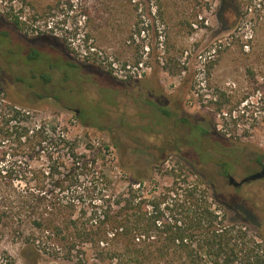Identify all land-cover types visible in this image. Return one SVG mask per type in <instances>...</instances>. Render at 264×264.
Returning <instances> with one entry per match:
<instances>
[{
	"label": "rangeland",
	"instance_id": "374dc122",
	"mask_svg": "<svg viewBox=\"0 0 264 264\" xmlns=\"http://www.w3.org/2000/svg\"><path fill=\"white\" fill-rule=\"evenodd\" d=\"M10 5L51 16L53 30L40 23L36 32L16 29ZM75 26L87 32L94 52L65 39ZM28 48L43 57L26 59ZM61 58L78 68L56 67ZM113 61L116 77L130 75L135 62L150 72L130 82L113 80L105 74ZM41 74L50 81L43 83ZM223 93L245 100L230 118L216 111L214 100ZM0 98L27 107L29 126L47 122L66 130L78 152L88 154L91 146L118 192L146 177L139 189L148 196L170 187L172 170L189 171L212 208L217 198L228 204L220 211L225 224L262 236L264 244V179L234 187L223 174L239 182L258 169L257 158L264 162V0H0ZM183 114L208 133L179 124ZM103 145L110 150L105 158L98 151ZM15 183L24 188L23 180ZM0 249L16 264H75L36 257L16 237L6 236Z\"/></svg>",
	"mask_w": 264,
	"mask_h": 264
},
{
	"label": "trees",
	"instance_id": "16d2710c",
	"mask_svg": "<svg viewBox=\"0 0 264 264\" xmlns=\"http://www.w3.org/2000/svg\"><path fill=\"white\" fill-rule=\"evenodd\" d=\"M9 7L7 14L16 29L20 26L36 32L39 23L48 30L53 28L48 21L51 16L43 19L42 14H25L21 8L14 11L13 5ZM83 14L89 15L88 11ZM78 30L65 39H77L94 52L87 32ZM42 57L36 48H28L25 58ZM86 59L95 61L94 57ZM113 63L105 66L108 77L135 80L132 75L116 77ZM55 66L78 68L68 58H61ZM127 66L124 63L123 69ZM49 77L41 74L38 78L48 83ZM14 80L23 82L20 77ZM232 97L223 93L214 100L222 117L230 118L245 101ZM23 107L0 98V242L6 236L16 237L22 250L36 257L47 255L75 264H264L262 236L250 237L243 227L225 224V214L220 211L228 204L217 198L218 205L212 208L205 190L190 180L193 174L189 171L174 174L172 170L170 187L148 196L139 189L146 177L118 192L96 156L91 155V146L87 145L89 153L83 154L66 136V130L47 122L29 126L30 111ZM161 111L166 117L174 116L169 110ZM176 121L195 133H208L187 114ZM98 151L104 158L110 155L108 145ZM256 161L261 164L262 159ZM20 180L24 181L23 189L15 185ZM0 264L16 261L0 249Z\"/></svg>",
	"mask_w": 264,
	"mask_h": 264
},
{
	"label": "water",
	"instance_id": "95a60500",
	"mask_svg": "<svg viewBox=\"0 0 264 264\" xmlns=\"http://www.w3.org/2000/svg\"><path fill=\"white\" fill-rule=\"evenodd\" d=\"M75 113H77V112H75ZM263 176H264V167L260 171L253 173L250 176L242 179L240 182H236L233 177L228 176L227 183L231 186L237 187L238 185H240L244 182L254 181V180L260 179Z\"/></svg>",
	"mask_w": 264,
	"mask_h": 264
},
{
	"label": "built area",
	"instance_id": "2783aa9c",
	"mask_svg": "<svg viewBox=\"0 0 264 264\" xmlns=\"http://www.w3.org/2000/svg\"><path fill=\"white\" fill-rule=\"evenodd\" d=\"M127 70H130L131 68L129 66L126 67ZM139 69V70H138ZM149 70H145L143 68V65L140 63L138 64V66L132 68V70H130V75L133 76L134 79H140L143 77V75L145 76L146 75V71H149L150 72V68H148ZM134 70H138V73L135 74ZM148 72V73H149Z\"/></svg>",
	"mask_w": 264,
	"mask_h": 264
},
{
	"label": "flooded vegetation",
	"instance_id": "af4514ba",
	"mask_svg": "<svg viewBox=\"0 0 264 264\" xmlns=\"http://www.w3.org/2000/svg\"><path fill=\"white\" fill-rule=\"evenodd\" d=\"M258 165H259L258 169H257L256 171L250 173L248 176H250V175L253 174V173H256V172L260 171V170L264 167V162L262 161L261 164H258ZM225 176H226V178H228L229 175L226 174ZM248 176H246V177H248ZM246 177H244V178H246ZM244 178H243V179H244ZM262 179H264V176L261 177L260 179H257V180H262ZM241 180H242V179H241ZM241 180H240V181H241ZM240 181H239V182H240ZM254 181H256V180H254ZM248 182H251V181L244 182V183L238 185L237 187H240L241 185H243V184H245V183H248Z\"/></svg>",
	"mask_w": 264,
	"mask_h": 264
}]
</instances>
